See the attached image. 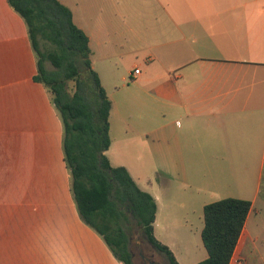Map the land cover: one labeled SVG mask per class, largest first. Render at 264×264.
Segmentation results:
<instances>
[{
  "label": "crops",
  "instance_id": "obj_1",
  "mask_svg": "<svg viewBox=\"0 0 264 264\" xmlns=\"http://www.w3.org/2000/svg\"><path fill=\"white\" fill-rule=\"evenodd\" d=\"M130 3L128 13L111 15L127 27L120 31L115 19L100 14L91 32L67 5L90 48L94 41L105 59L121 56L119 35L131 44L126 55L135 53L121 75L123 93L118 84L106 86L92 61L113 102L106 153L153 195L154 234L177 259L171 244L201 236L206 204L251 200L235 264L248 226L264 213V0ZM37 73L24 18L0 0V223L12 208L30 227L43 225L50 264H119L77 211L61 120ZM200 253L202 260L208 256L207 249ZM194 254L190 247L184 259Z\"/></svg>",
  "mask_w": 264,
  "mask_h": 264
},
{
  "label": "trees",
  "instance_id": "obj_2",
  "mask_svg": "<svg viewBox=\"0 0 264 264\" xmlns=\"http://www.w3.org/2000/svg\"><path fill=\"white\" fill-rule=\"evenodd\" d=\"M24 18L37 55L35 80L51 93L63 121V152L71 191L83 221L96 230L123 264H134L129 230L136 224L148 242L180 264L154 234L157 203L125 166H113L109 115L113 102L92 67L89 36L60 0H8ZM50 44L52 47H48ZM48 47V48H45ZM50 60L54 69H48ZM75 82L74 91L69 82ZM252 201L225 197L204 206L201 237L208 256L195 264H230Z\"/></svg>",
  "mask_w": 264,
  "mask_h": 264
},
{
  "label": "rangeland",
  "instance_id": "obj_3",
  "mask_svg": "<svg viewBox=\"0 0 264 264\" xmlns=\"http://www.w3.org/2000/svg\"><path fill=\"white\" fill-rule=\"evenodd\" d=\"M62 1L66 2L67 5L74 10L77 21L89 28V32H91L93 29L94 23L99 19L100 14L103 15L105 20H107L109 17L115 19L116 27H119L121 31L123 26L127 27L126 24L122 20H119L117 17H113L111 15H113L114 12L126 14L129 12V7L131 8V5H133L130 3V0H121V2L118 4L116 0ZM101 9L103 11H101ZM119 36L121 37L119 42L122 44H117V46H120L117 54H120L121 56L110 60L105 59V56L102 55V52L96 47V44L93 41L91 46V58L92 61H94L96 68L101 70L106 86H108L110 89L111 87L114 88V86H117L116 84H118V91L123 93L128 86L123 83L121 75H123L124 71L129 68L131 62L136 59L134 57L135 53L132 55H126L125 49L130 48L131 44H127L126 36ZM119 36H115V38L117 39ZM47 46L50 48L52 47L50 44H47ZM45 65L48 69L55 68L50 60H46ZM104 66H106V68H104ZM111 69L116 72L118 69H120L122 73L118 74L116 78H112L109 75ZM69 86L70 91L73 92L75 88V82L70 81ZM56 112L59 115L63 129L64 127L62 118L57 109ZM146 167L150 172L151 165L148 164ZM262 197L264 198V179ZM3 216L4 217H2L0 223V264H50L51 259L48 255L46 228L43 225L30 227L28 223H24L20 221L19 218L15 217L12 208L7 210ZM252 217L254 219H258V216L255 214H252ZM261 218L259 221H257V223H251L248 226V232L244 237L245 240L243 248L241 249L240 253L238 252L234 260L235 264H264V213ZM177 230L183 231L184 229ZM129 236L130 250L132 252L134 264H151V261H154L155 264H170L166 254L159 251L152 244H150L144 232L139 227H137L136 224H133L129 230ZM103 242L105 241L103 240ZM105 244L112 254V250L109 245L106 242ZM171 247L176 252L180 264H191L194 261L197 262L202 260L200 251L201 249L204 252L206 251L202 238L200 234L198 235V233H196V236L192 238V244L186 245L184 243H177L171 244ZM190 247H192V250L195 251V254L190 257V260L184 259V254L188 251V249H190ZM116 261L119 264H123V262L119 259Z\"/></svg>",
  "mask_w": 264,
  "mask_h": 264
},
{
  "label": "built area",
  "instance_id": "obj_4",
  "mask_svg": "<svg viewBox=\"0 0 264 264\" xmlns=\"http://www.w3.org/2000/svg\"><path fill=\"white\" fill-rule=\"evenodd\" d=\"M134 72L137 74V73L140 72V69H139V68H135V69H134Z\"/></svg>",
  "mask_w": 264,
  "mask_h": 264
},
{
  "label": "flooded vegetation",
  "instance_id": "obj_5",
  "mask_svg": "<svg viewBox=\"0 0 264 264\" xmlns=\"http://www.w3.org/2000/svg\"><path fill=\"white\" fill-rule=\"evenodd\" d=\"M150 263H151V264H155V262H154V261H151Z\"/></svg>",
  "mask_w": 264,
  "mask_h": 264
}]
</instances>
